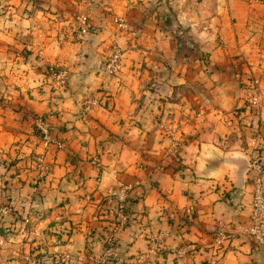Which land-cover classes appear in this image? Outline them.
I'll use <instances>...</instances> for the list:
<instances>
[{"label": "crops", "instance_id": "1", "mask_svg": "<svg viewBox=\"0 0 264 264\" xmlns=\"http://www.w3.org/2000/svg\"><path fill=\"white\" fill-rule=\"evenodd\" d=\"M114 47L122 68L109 78ZM50 67L70 71L66 89ZM252 79L259 110L244 102ZM40 117L65 144L47 153L45 178ZM255 160L264 165V0H0L8 264H264V247L242 235ZM124 189L128 223L115 230ZM220 225L231 236L222 249Z\"/></svg>", "mask_w": 264, "mask_h": 264}, {"label": "built area", "instance_id": "2", "mask_svg": "<svg viewBox=\"0 0 264 264\" xmlns=\"http://www.w3.org/2000/svg\"><path fill=\"white\" fill-rule=\"evenodd\" d=\"M80 30L86 33L90 26L88 21L83 17L79 18ZM119 28L122 30L127 29L126 24L123 20L118 22ZM123 53L118 47L112 49L111 55L105 61L102 66V72L109 78L116 77L122 68ZM48 75L51 80L53 87L64 90L68 87L70 82V71L67 68L50 67L48 69ZM246 87L244 102L249 108L254 110H259L262 107V95L260 92V83L258 79H252ZM96 105L95 102L87 103L85 106V111L88 112L90 109ZM35 130L38 133L41 140L42 153L36 158L37 171L41 178L47 177L51 171L52 167L47 164V153L52 149L56 148L62 150L65 144L58 141L51 133L48 122L45 118H36L34 124ZM171 137L174 138V132H171ZM179 145L173 142V149H177ZM252 169L256 173V177L253 181V193H252V213L248 225L243 229L242 235L251 240L257 246L264 247V165L259 160H255L252 163ZM128 189H124L118 195V211H117V226L115 230L123 228L128 223L127 210L129 208V195ZM13 213L12 209L8 205H3L0 207V216L6 218ZM109 236L107 244L110 246L114 245L115 242V232ZM231 240V236L226 231L224 226L220 225L214 232L213 244L215 247L222 249ZM6 241L0 239V264H8L3 258V251L5 250ZM112 252H107L106 256H112ZM186 254L184 251L179 252L180 257H184ZM140 262L142 260H139ZM25 264H41L43 259L39 256L27 255L24 259Z\"/></svg>", "mask_w": 264, "mask_h": 264}, {"label": "trees", "instance_id": "3", "mask_svg": "<svg viewBox=\"0 0 264 264\" xmlns=\"http://www.w3.org/2000/svg\"><path fill=\"white\" fill-rule=\"evenodd\" d=\"M117 211H118V207H117V210L115 211V213L117 214ZM117 217V216H116Z\"/></svg>", "mask_w": 264, "mask_h": 264}, {"label": "rangeland", "instance_id": "4", "mask_svg": "<svg viewBox=\"0 0 264 264\" xmlns=\"http://www.w3.org/2000/svg\"><path fill=\"white\" fill-rule=\"evenodd\" d=\"M114 255V254H113Z\"/></svg>", "mask_w": 264, "mask_h": 264}]
</instances>
